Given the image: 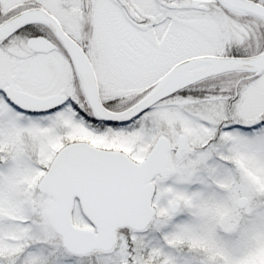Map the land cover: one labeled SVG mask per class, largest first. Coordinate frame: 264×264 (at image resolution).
I'll return each instance as SVG.
<instances>
[{"label": "snow or ice", "instance_id": "snow-or-ice-1", "mask_svg": "<svg viewBox=\"0 0 264 264\" xmlns=\"http://www.w3.org/2000/svg\"><path fill=\"white\" fill-rule=\"evenodd\" d=\"M0 264H264V0H0Z\"/></svg>", "mask_w": 264, "mask_h": 264}]
</instances>
